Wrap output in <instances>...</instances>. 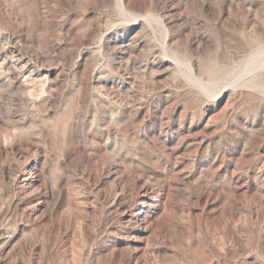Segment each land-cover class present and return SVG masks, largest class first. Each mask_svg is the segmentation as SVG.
Returning a JSON list of instances; mask_svg holds the SVG:
<instances>
[{
    "label": "rangeland",
    "instance_id": "rangeland-1",
    "mask_svg": "<svg viewBox=\"0 0 264 264\" xmlns=\"http://www.w3.org/2000/svg\"><path fill=\"white\" fill-rule=\"evenodd\" d=\"M0 264H264V0H0Z\"/></svg>",
    "mask_w": 264,
    "mask_h": 264
}]
</instances>
